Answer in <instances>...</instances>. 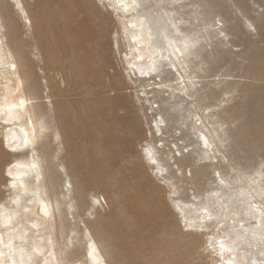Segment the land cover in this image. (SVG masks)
<instances>
[{"label":"bare ground","instance_id":"6f19581e","mask_svg":"<svg viewBox=\"0 0 264 264\" xmlns=\"http://www.w3.org/2000/svg\"><path fill=\"white\" fill-rule=\"evenodd\" d=\"M43 1L66 14L55 50ZM89 2L0 0V264H264V3Z\"/></svg>","mask_w":264,"mask_h":264},{"label":"rangeland","instance_id":"374dc122","mask_svg":"<svg viewBox=\"0 0 264 264\" xmlns=\"http://www.w3.org/2000/svg\"><path fill=\"white\" fill-rule=\"evenodd\" d=\"M246 1H247L248 4L255 3L256 5L264 3V0H246ZM78 2H79V6H80L81 9H83L84 11H88L89 10L87 12V18L89 20L94 19L95 18V13H94V11L90 10L91 3L89 2V0H78ZM42 3H45V11H46V14H47V18L51 19V20H49V24L52 25V27L48 30V33H47V35H48L47 47H48V50H55V49H57L56 37H57V34L60 31V29L62 28L64 22H65L66 14L61 12V10L58 7H55V6L49 7L48 4L46 2H44V1ZM97 6H99V5L97 4ZM256 7L257 6H255V8ZM236 15H238V14H236ZM67 16L68 17L72 16V8L68 9ZM217 20L218 19H216L215 22ZM216 25H217V22H216ZM231 25H232V23H231ZM114 28H115L114 25L111 26V30L114 29ZM110 37H111L110 39H112L113 34H111ZM23 38L26 39L29 43L33 44V46L35 47V51H37L34 39L32 38V36H31L29 31H26V34L23 36ZM229 47H230V45H227L225 48H229ZM86 49H88V50H90V51H92V52H94L96 54L94 59H93V61H91L93 63V65L97 66V67L101 66L102 64H101L100 60L104 56H106L107 54L105 53V50L102 48L100 42L94 41L92 43H87L86 44ZM118 57H119V55H117V53L113 52L112 50L109 53V55H107V58L109 59V63L106 65V68H105V76L109 74V68H112V69L116 70V69L119 68V66H121V63H120ZM35 58H37L39 60L37 55H35ZM240 60L241 59L237 58L235 61L238 63V62H240ZM46 64H47V66L50 69L54 70L56 73L62 72L61 75H62L64 81L66 82V84H68V86H66V88H65V89H67V92L74 93L75 95L77 93L80 94L81 89H79L77 92L73 91L72 87H73V83H74V78L71 75V69H70V66H69L68 63H66L64 60H60L59 62H57L50 56V58L47 60ZM84 68L85 67L82 66L81 64L80 65L77 64L76 68L73 70V75L75 76V78L77 80H82L83 75L86 72V70H84ZM218 69L220 71L219 72V79H225V76H224L225 73L228 74L231 77H237V76L241 75V72L239 71V66L237 67L236 64H230L229 63V65H227V62H222V64L219 65ZM221 69H223V71H221ZM233 71H235V73H233ZM89 84H90L91 87L89 88V94L86 96V101L84 103L85 106H90L92 100L97 99V98H99V100H100V98L102 96L100 94L99 89H98L100 84H96V83H94V82H92L90 80H89ZM137 85L138 84H136V86ZM124 92L125 93H129V92H132V91H131L130 87L127 86L125 88ZM111 93L113 94V92H111ZM139 95L142 96L141 92H139ZM101 105L104 108L105 103H103ZM101 105L96 110V112L94 114H99V115L103 114V109L102 110L100 109ZM118 113H119V115L123 114L122 111H118ZM79 114L82 115L84 120L87 119V117H88L87 113H83V111H80L79 113H74L73 114L74 118H77ZM243 114L248 119V118L251 117L252 113L245 112ZM107 120L108 119L105 116H102V119L100 120L101 133L100 134H95V136L93 138V143L95 145L100 142V140L102 139V137H103V135L105 133L104 129L106 128ZM53 126H54V123L50 122V124L48 125L47 134L48 133L50 134L53 131V129H54ZM143 126H144V129H146V124L145 123L143 124ZM154 132L156 133L155 130H154ZM1 133H2V131H1V127H0V137H1ZM147 136H148V133H147ZM42 141L43 142L45 141V137L42 138ZM140 145H144V144L143 143L135 144V148H137V150H139L140 149ZM158 146H160V144H157V147ZM82 149L85 151L86 150L85 146H82ZM9 152L11 154H18L17 152L14 153V151H9ZM59 178L61 179V184H62V181H66L67 180L65 178V175H63L62 173H60ZM35 183H37V182H35ZM1 189L2 188H0V190ZM71 222H72V220H71ZM79 225L82 226L83 223L80 222Z\"/></svg>","mask_w":264,"mask_h":264}]
</instances>
